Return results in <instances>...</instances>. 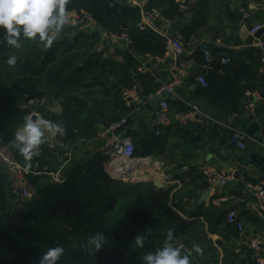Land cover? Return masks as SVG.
Listing matches in <instances>:
<instances>
[{
  "label": "trees",
  "instance_id": "trees-1",
  "mask_svg": "<svg viewBox=\"0 0 264 264\" xmlns=\"http://www.w3.org/2000/svg\"><path fill=\"white\" fill-rule=\"evenodd\" d=\"M143 1L146 12H157L171 23L190 58L203 67L207 87L198 85L196 96L224 116H240L245 93L257 90L255 80L264 83V76L258 74L260 58L241 64H222L213 59L206 64L200 53L202 47L193 48L190 44L201 24L194 20L191 25L184 24L194 10L193 0ZM181 5L187 7L185 13L179 11ZM67 9L80 18L88 15L99 32L127 35L131 49L122 48L123 59L116 63L95 60L96 50L79 56L78 50L85 46L77 47L80 40L93 39L98 34L78 32L70 39L65 27L50 48L38 40L22 39V47L15 49L6 44L0 30V147L8 160L39 173L25 178L32 199L22 202L21 191L14 187L0 158V264H39L41 255L55 246L65 250L58 264H142L144 255L164 245L169 229L174 233V245L184 249L180 250L181 255H189L191 264H199L196 256H204L206 249L213 250L211 242L204 249L209 209L192 217L204 219L203 222L189 226L180 216L182 207L171 190L158 192L152 183L129 184L111 179L104 172L107 157L100 154L64 166L60 172L62 182L56 184L49 174L62 166L63 149L43 144L39 155L26 163L13 146L15 133L30 115L29 109L20 106L24 97L49 101L38 112L42 118L63 124L65 134L57 140L68 149H76L82 141L91 142L126 112L121 92L133 86L132 74L139 67L134 56L156 59L167 53L160 36L136 29L141 15L135 7L118 0H70ZM12 55L17 57V63L9 67L6 61ZM259 92L264 95V84ZM53 103H57L59 112L50 111ZM186 111L179 109V113ZM160 136L150 148L162 146ZM134 147L137 154L135 144ZM56 155L62 157L61 165L51 164ZM19 205L22 210L15 216ZM146 230L151 231L143 247L133 246L135 237ZM96 235H103L108 241L98 253L87 248L89 237ZM197 244L203 255L192 251Z\"/></svg>",
  "mask_w": 264,
  "mask_h": 264
},
{
  "label": "crops",
  "instance_id": "crops-1",
  "mask_svg": "<svg viewBox=\"0 0 264 264\" xmlns=\"http://www.w3.org/2000/svg\"><path fill=\"white\" fill-rule=\"evenodd\" d=\"M191 7L194 9L192 15L184 24L191 25L194 20L198 21L202 27L190 40L193 48L213 45L229 52L228 56L225 55L226 57L211 55L214 60H220V62L224 60L228 63L232 61L238 64L252 63L264 55V50L258 42H254L252 48L245 52L239 51L243 47L239 30L245 28L248 34L253 28L264 26V0H193ZM239 15L242 16V20H239ZM64 27L70 39L78 33L73 25ZM161 29L165 30L166 27L161 25ZM168 30L172 36H176L172 25ZM96 32L98 34L97 37L95 36L96 40L98 39L96 47H101L102 55H107V60L114 63L122 61L124 49L117 50L110 56L104 49L103 35L98 30ZM176 37L182 43V40ZM132 55L135 54L132 53ZM134 58L139 62V67L132 74L133 86L138 89L139 105L156 97L157 91L169 84L172 74H178L181 81V85L175 89V96L166 101L168 104L166 113L172 120V125L161 130L159 142H162V146L156 149L150 148L152 141L158 139L154 129V114L158 105L151 112L144 109L134 113L131 117L132 122L124 127L123 132L133 139L142 154L149 150V153L142 156L143 158L166 161L168 177L181 181V187L171 192V195H174L176 202L181 205L183 214L180 213V216L189 226L197 224L196 221L203 222L204 219L192 217L209 209L210 224L208 226L205 224L204 249L211 242L213 250L206 249L204 256H196L197 262L199 264H214L215 261L217 264H223V262L224 264H254L256 253L248 248L244 237L252 235L259 238L262 242L259 254L264 256V221L256 211L254 200L246 185L264 182V166L245 168L239 166L238 162L243 165L249 162L248 149L251 144L254 145L255 153H264L258 145V142L264 139V95L259 92L264 83L262 84V80L258 79L253 84L257 89L254 92L260 95L262 101H252L254 107L249 108V102L244 99L241 104L242 114L227 117L196 96V88L199 86L195 82L192 83V80L195 79L196 74L202 75L203 67L195 64L186 50L176 60L166 53L160 63L149 56H134ZM143 65L144 69L139 70ZM173 68L178 73H174ZM190 106H195L201 111L202 116L199 117L202 123L178 127L175 120L180 114L179 109H189ZM123 115H120V119ZM251 115L254 116L260 128L255 132L253 140L245 142L248 149L241 151L235 145H230L229 139L233 131H245L250 123L248 118ZM235 120H242V126H237ZM99 143V140L95 138L79 146L88 150V156H93L104 153L103 145ZM204 165L224 172L237 170L240 177L238 180L229 181L225 186L210 184L199 171V168ZM162 172L164 173V169ZM204 184L207 185L206 189L202 188ZM206 192H209V196L202 200L201 197ZM23 201L30 200L23 199ZM21 210L22 205H19L16 215ZM230 212H234L242 220L244 237L226 224V216Z\"/></svg>",
  "mask_w": 264,
  "mask_h": 264
},
{
  "label": "built area",
  "instance_id": "built-area-1",
  "mask_svg": "<svg viewBox=\"0 0 264 264\" xmlns=\"http://www.w3.org/2000/svg\"><path fill=\"white\" fill-rule=\"evenodd\" d=\"M119 2L129 6L135 7L139 10L141 15L140 22L136 25V29L139 32L143 31H150L152 33L157 34L160 36L165 44L167 53L171 55V57L176 60L180 56H182L185 52L182 43L180 40L175 36H172L169 33V26L171 23L164 18L160 17L159 13H148L145 11V2L143 0H118ZM179 11L185 13L187 11V7L181 5L179 7ZM69 16V23L66 25H73L78 32L90 33L95 32V24L92 19L85 15L82 18L78 17L74 13H68ZM161 25L166 27L165 30L161 29ZM264 27V26H263ZM261 27L253 28L249 31V35H252ZM105 39V51L110 55H114V53L118 49H122L126 47L125 44H128V36L123 35H112L109 33L100 32ZM100 34V35H101ZM125 43V44H124ZM200 53L204 57V61L206 64L212 62L213 58L210 53L204 49H200ZM156 62H162V58H156ZM222 64H226V61L221 60ZM144 65L139 70H143ZM174 73H178L175 68H173ZM258 74L264 76V55L260 58V67L258 69ZM195 82L202 88L207 87L206 80L200 74L195 75ZM181 85V81L178 77V74H172L171 81L168 85L161 87L156 96H160L162 93H165L170 96L168 100H171L175 96V89ZM122 101L125 104L126 112L124 113L123 117L114 124H111L106 130L101 131L96 140L102 143L104 154L107 157V161L104 163V172L113 180H130L134 179L135 182H139L141 177L143 176L142 168L146 167V162L149 161L150 158H143V157H136L135 154V147L133 139L122 132H117L119 128H122L129 119L134 115V111L131 110V102L138 104V89L136 86H133L129 89H124L121 92ZM245 99L249 102V108L254 107V103L252 101H262L260 95L257 92L248 91L245 93ZM131 101V102H129ZM167 100H160L158 104L157 111L154 114V129L156 137L161 135V130L164 128L170 127L172 125V120L167 115L168 104ZM21 108L28 109V108H44V100H37V99H28L26 97L23 98ZM138 104L139 106L144 105ZM32 113V112H31ZM40 113H32L31 116L40 117ZM201 111L195 107L190 106L186 112L180 113L175 120V123L178 127H186L191 124H201ZM202 116V115H201ZM208 119L207 117H205ZM55 139H48L46 140L45 144H49L50 147L52 145H56L57 147L63 149L64 153V162L62 166L56 171L54 174H49L51 176L52 182L59 184L62 182L60 172L71 161V149H68L66 145L62 144ZM247 140H253L249 138L245 131H233L230 139L229 144L235 145L237 149L244 151L247 150L248 147L245 144ZM80 143H83L80 142ZM259 147L264 151V139L258 142ZM0 158L9 170L13 182L14 187L21 191L22 199L31 200L32 194L29 193L26 187L25 178L27 176L33 175L38 176L39 173H32L26 168H22L21 166L17 165L16 163L8 160L6 156L3 154V151L0 147ZM147 168V167H146ZM163 169L159 168L155 165L154 174L156 177L154 180H159L163 186L168 187L171 192H175L178 188L181 187V181L177 178L168 177V175H164L162 172ZM200 173L209 180L210 184L218 185V186H225L229 181L234 179V175L238 172L237 170L233 171H220L212 166L204 165L199 168ZM125 174L126 176L123 177L121 175ZM152 175V174H151ZM145 182V181H144ZM247 190L251 194L254 200V207L258 214L261 216L262 220L264 221V182H259L258 184H247ZM218 204V203H216ZM180 214V213H179ZM226 224L228 226L233 227L236 231L244 237L243 231V222L242 220L234 213L230 212L226 216ZM245 242L250 250L256 253V258L254 264H264V256H260L259 251L262 245V242L259 238L252 236V235H245L244 237ZM179 250H184L182 246L178 247ZM187 252V251H186Z\"/></svg>",
  "mask_w": 264,
  "mask_h": 264
},
{
  "label": "clouds",
  "instance_id": "clouds-1",
  "mask_svg": "<svg viewBox=\"0 0 264 264\" xmlns=\"http://www.w3.org/2000/svg\"><path fill=\"white\" fill-rule=\"evenodd\" d=\"M70 0H0V30H3L6 44L12 48L20 49L22 39L39 41L46 48L61 35L63 28L69 23L67 5ZM9 67L17 63L15 55L7 61ZM65 128L62 123H54L48 119L31 115L26 116L23 126L17 130L12 141L13 146L22 155L24 161L29 163L40 153V148L48 139L63 136ZM151 230L139 234L133 241V246L143 247L144 239ZM174 233L167 232L164 245L157 251L149 252L142 258V264H191L189 255H181L180 250L173 243ZM108 243L105 236L89 237L87 248L95 253L100 252ZM192 251L203 255V249L197 244ZM62 246L49 248L39 260V264H58L64 255Z\"/></svg>",
  "mask_w": 264,
  "mask_h": 264
},
{
  "label": "water",
  "instance_id": "water-1",
  "mask_svg": "<svg viewBox=\"0 0 264 264\" xmlns=\"http://www.w3.org/2000/svg\"><path fill=\"white\" fill-rule=\"evenodd\" d=\"M239 20H242V16L239 15ZM240 38L242 39L243 42V47L239 50L240 52H245L247 50H249L250 48H252L254 42H258L261 46L262 49L264 50V27H261L260 29H258L256 32H254L252 35L247 34L246 29L245 28H241L240 30ZM125 44V43H124ZM126 47L128 49H131V46L129 44H125ZM202 49L208 51L210 53V55L214 56V57H221V56H228L229 52L228 51H224L218 47H215L213 45H205L202 47ZM225 56V57H226ZM149 69V67H147ZM170 98L169 95L162 93L159 97H153L150 101H148L147 103H145L142 106H139L136 103H132L131 101V110L134 111L135 113L142 111L144 109L148 110V111H152L160 102V100H168ZM33 119H36L35 116H32ZM249 124L247 125V127L245 128V133L247 134V136L249 138H253L255 132L259 131L260 125L254 120V116L251 115L249 118ZM132 121L131 119H129L127 121V123L122 127L119 128L117 132H122L124 127L127 126V124H130ZM236 123L237 126H242L241 124L243 123L242 120H235L234 121ZM253 147L254 145L251 144L249 149H248V153H249V162L245 165H243L241 162H238L239 166H244L245 168H258V167H263L264 166V153H255L253 151ZM216 157H218V155H216ZM211 165H213L211 163ZM123 177H125L126 175L123 174L121 175ZM240 177L239 173H236L234 175V179L238 180ZM153 187L157 190V191H167L169 190L168 187H165L162 185V183L159 180H154L152 182ZM209 196V192H206L202 195L201 199L204 200Z\"/></svg>",
  "mask_w": 264,
  "mask_h": 264
},
{
  "label": "rangeland",
  "instance_id": "rangeland-1",
  "mask_svg": "<svg viewBox=\"0 0 264 264\" xmlns=\"http://www.w3.org/2000/svg\"><path fill=\"white\" fill-rule=\"evenodd\" d=\"M96 40L95 39H81L80 40V42L78 43V45H77V47H80V46H84L82 49H79L78 50V54H79V56H86V55H88V52H90V51H94V50H96L97 52H98V54H97V57H95V60L96 59H99V60H103V59H106L107 60V55L105 56V55H102V53L100 52L101 50H100V46H97L96 47V44H97V42H95ZM89 43V44H88ZM74 53H72V55H73ZM37 100H44V105H43V107H45L46 106V103H47V99L46 98H42V99H37ZM49 102V101H48ZM20 105H22V104H20ZM54 105H56V106H54ZM29 110H30V115L32 114V113H36L37 112V108H28ZM50 111L51 112H54V113H57V112H59V106H57V103H53V106H51L50 107ZM32 112V113H31ZM40 117H41V115H40ZM42 118V117H41ZM97 137V136H96ZM84 143V142H83ZM99 144H101V142L99 143ZM136 145V144H135ZM141 150H140V148L138 149V146L136 145V157L137 158H139L140 157V154H142V152H140ZM94 152H96V151H94ZM87 153H88V150L87 149H85V148H82V147H78L77 146V148L75 149L74 148V150L72 149V151H71V161L68 163V164H70V163H72V162H74V161H77V160H84V159H88V155H87ZM90 153H92V152H90ZM101 156L102 155H105L104 153H102L101 152V154H100ZM64 157V156H63ZM62 157H58L57 155L55 156V160H52V161H50L51 162V164L52 165H59L62 161ZM62 164V163H61ZM60 164V165H61ZM155 165H157L159 168H161L162 166H163V169H164V174L167 176L168 174H169V171L167 170V167H168V165H167V163H166V161H162V160H160V159H156V158H151V159H149V161L148 162H146V167L145 168H142V171L141 172H143V176L141 177V180L139 181V182H135L134 181V179H130V180H120V181H124V182H126V183H129V184H134V183H136V184H141V183H152V181H153V179L156 177V175L154 174V172L153 171H155ZM5 169H6V171L10 174V172L8 171V169H7V167H5ZM58 170V169H57ZM106 174V173H105ZM152 174V175H151ZM107 175V174H106ZM145 181V182H144ZM27 190L29 191V193H31V190L29 189V188H27ZM32 194V193H31ZM18 211V210H17ZM16 211V212H17ZM18 215V214H17ZM17 215H15V216H17Z\"/></svg>",
  "mask_w": 264,
  "mask_h": 264
}]
</instances>
